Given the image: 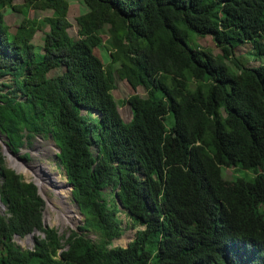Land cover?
Returning <instances> with one entry per match:
<instances>
[{"label": "trees", "instance_id": "1", "mask_svg": "<svg viewBox=\"0 0 264 264\" xmlns=\"http://www.w3.org/2000/svg\"><path fill=\"white\" fill-rule=\"evenodd\" d=\"M14 1L0 0V134L15 154L52 137L84 221L67 239L46 227L37 186L0 153V264H264V64L235 59L247 43L264 59V0H83L78 39L68 0ZM7 9L24 16L14 32ZM31 10L52 13L43 53ZM106 27L110 66L146 92L126 101L130 122L95 54ZM50 154L36 163L67 185ZM119 202L139 228L125 248ZM35 231L32 249L16 243Z\"/></svg>", "mask_w": 264, "mask_h": 264}, {"label": "rangeland", "instance_id": "2", "mask_svg": "<svg viewBox=\"0 0 264 264\" xmlns=\"http://www.w3.org/2000/svg\"><path fill=\"white\" fill-rule=\"evenodd\" d=\"M25 1L26 0H15L14 5L21 6L25 3ZM68 1L70 4L69 21L71 23L69 33L73 38L78 39L79 26L77 25L76 18L85 13L87 11V7L85 6L83 0ZM51 15V12H37L34 10L29 12V17L32 19H37L43 26L42 31H39L33 40L37 52L43 53L45 33L49 31V27L45 23L44 19ZM23 18L24 16L22 14L15 13L10 9L6 10V22L10 26L12 32L16 30ZM100 36L103 39L104 46L101 50H96L95 54L103 61L107 68L110 67L114 71L117 88L113 91V95L118 101V107L122 118L125 122H130L132 119V111L126 101L130 98V96L135 94L145 96L146 92L142 88L133 90L127 81L120 79L116 73L119 66L117 64L110 66L111 62L108 45V41L110 40L109 27L101 30ZM189 43L191 46L198 44L202 50L209 51L214 56H219L221 54L220 50L217 48L210 36L205 38L195 36ZM253 51L252 44L247 43L237 50L235 59L239 60L240 64H245L250 67H258L264 64V59H257L253 55ZM226 63L230 66L231 70L238 72V69L235 67L234 63L230 61H226ZM59 73H62V70H57L53 74ZM83 114L87 115V112L84 111ZM93 117H98V114L94 113ZM6 141V138L0 134V153L3 154L5 152L8 156L7 157L3 154L6 166L20 174L26 182H35L37 184L39 193L46 202V208L44 212L45 226L56 229L59 233L58 236L65 237V239H67L70 235V230H75L79 225H81L84 221V217L80 213L74 200L72 189L67 180L66 172L63 167L60 166L58 160L59 148L55 144L52 137L45 133L33 136L19 151V153L15 155L4 149V145H7ZM46 153H51L49 158L57 166V170L60 171L67 185L62 184L59 181H54L52 178L50 179L48 175L40 170V164L36 163L38 160V157L36 156L39 154V159L42 160L44 157L41 156L45 155ZM44 161L48 160L44 159ZM241 172L242 171L238 169H225L224 175L226 179L230 180L235 175L240 176ZM39 173L44 174V176L48 179L49 186L51 187L49 189L50 191H48L46 185L40 181ZM248 174L250 175V173ZM241 177L246 178L247 173L243 171ZM120 209L121 213L119 214V218L122 221L124 233L120 239H115L113 246L125 248L135 238L136 232L139 228L134 227L132 220L128 214L124 212L125 210L122 208ZM5 212L6 210L4 206L0 205V214ZM37 235L38 234H36V236ZM87 237L93 239V241L98 240V235L92 232L88 233ZM16 243L24 250L32 249L34 246V237L16 239ZM63 243L65 242L63 241Z\"/></svg>", "mask_w": 264, "mask_h": 264}, {"label": "water", "instance_id": "3", "mask_svg": "<svg viewBox=\"0 0 264 264\" xmlns=\"http://www.w3.org/2000/svg\"><path fill=\"white\" fill-rule=\"evenodd\" d=\"M2 136V135H1ZM4 149H6V150H8L11 154H13V155H15V153L11 150V148L8 146V145H4ZM4 149H3V151H4ZM59 152H60V149H59ZM4 155H5V153H3ZM67 180H68V178H67ZM34 184L37 186V184L34 182ZM70 187H71V189L73 190V186L72 185H70ZM37 188H38V186H37ZM39 190V189H38ZM116 198H117V196H116ZM76 204H77V202H76ZM122 203L121 202H119V204L118 205H120V208H122V209H124L123 208V206L121 205ZM0 205H2L3 206V204L1 203V200H0ZM77 206H78V204H77ZM78 209H79V206H78ZM37 233V231H35L32 235H30L29 237H34L33 235H35Z\"/></svg>", "mask_w": 264, "mask_h": 264}, {"label": "bare ground", "instance_id": "4", "mask_svg": "<svg viewBox=\"0 0 264 264\" xmlns=\"http://www.w3.org/2000/svg\"><path fill=\"white\" fill-rule=\"evenodd\" d=\"M5 153V152H4ZM5 155L7 156V154L5 153ZM8 157V156H7ZM40 170L43 172V173H45V171L43 170V167H42V165H40ZM46 174V173H45ZM46 175H48V174H46ZM39 178H40V181L43 183V184H45L46 185V188L48 189V191H50L49 189L51 188L50 186H49V182H48V179L44 176V174H42V173H39ZM48 177L51 179V176L50 175H48Z\"/></svg>", "mask_w": 264, "mask_h": 264}]
</instances>
